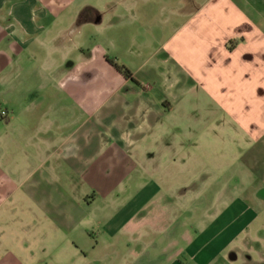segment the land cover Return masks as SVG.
<instances>
[{
  "label": "crops",
  "instance_id": "1",
  "mask_svg": "<svg viewBox=\"0 0 264 264\" xmlns=\"http://www.w3.org/2000/svg\"><path fill=\"white\" fill-rule=\"evenodd\" d=\"M262 204L264 0H0V264H264Z\"/></svg>",
  "mask_w": 264,
  "mask_h": 264
},
{
  "label": "rangeland",
  "instance_id": "2",
  "mask_svg": "<svg viewBox=\"0 0 264 264\" xmlns=\"http://www.w3.org/2000/svg\"><path fill=\"white\" fill-rule=\"evenodd\" d=\"M234 177H237V174ZM230 184L231 185H233V184L235 185V186L233 185L234 186V189L229 188L230 192H233V196L234 197L243 196L246 200H249V201L251 200L250 199V196H249V193L245 192V189L244 188L239 187L237 182H233V183H230ZM260 228H263L264 229V204H262V216L260 217V220H257L251 226L252 233H254L257 229H260ZM246 239L249 240V242H251V241L252 242L253 241L254 242H260L256 236H250L248 238L245 237V240ZM257 245H260L261 246L260 249H259L260 250V253H252V254H250V257L254 261L262 263V256L264 258V250H263L264 249L263 248L264 247V240L262 242L258 243ZM240 260H243L242 256H241Z\"/></svg>",
  "mask_w": 264,
  "mask_h": 264
},
{
  "label": "trees",
  "instance_id": "3",
  "mask_svg": "<svg viewBox=\"0 0 264 264\" xmlns=\"http://www.w3.org/2000/svg\"><path fill=\"white\" fill-rule=\"evenodd\" d=\"M110 63L120 72L122 73L126 78H130L131 74L130 72L124 67L117 63H114L113 61H110Z\"/></svg>",
  "mask_w": 264,
  "mask_h": 264
},
{
  "label": "built area",
  "instance_id": "4",
  "mask_svg": "<svg viewBox=\"0 0 264 264\" xmlns=\"http://www.w3.org/2000/svg\"><path fill=\"white\" fill-rule=\"evenodd\" d=\"M1 115H2V116H5V115H6V112H5V111H2V112H1Z\"/></svg>",
  "mask_w": 264,
  "mask_h": 264
}]
</instances>
